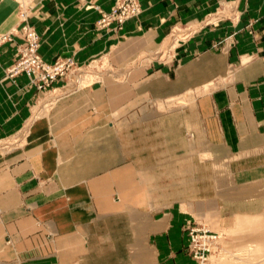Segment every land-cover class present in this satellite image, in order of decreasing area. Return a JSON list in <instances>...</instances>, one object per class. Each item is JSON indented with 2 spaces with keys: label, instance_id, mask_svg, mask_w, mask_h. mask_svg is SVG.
Instances as JSON below:
<instances>
[{
  "label": "crops",
  "instance_id": "obj_1",
  "mask_svg": "<svg viewBox=\"0 0 264 264\" xmlns=\"http://www.w3.org/2000/svg\"><path fill=\"white\" fill-rule=\"evenodd\" d=\"M114 1L30 0L44 60L84 64L111 51L125 76L106 75L40 115L46 93L24 74L4 77L19 39L0 48V140L26 129L24 143L0 156V264H197L185 248L187 221L256 213L245 189L264 186V0H239V19L192 35L178 64L127 70L220 0H140L141 13L121 29L98 28L99 10ZM18 2L0 0V33L16 25ZM228 35L226 53L213 47ZM204 87L167 114L115 115L145 96L171 103ZM214 163L232 177L231 213L210 199Z\"/></svg>",
  "mask_w": 264,
  "mask_h": 264
},
{
  "label": "rangeland",
  "instance_id": "obj_2",
  "mask_svg": "<svg viewBox=\"0 0 264 264\" xmlns=\"http://www.w3.org/2000/svg\"><path fill=\"white\" fill-rule=\"evenodd\" d=\"M29 3L30 0H19L17 23L9 31L0 33V48L5 43L13 42L15 37L19 39L15 54L11 62L5 67L4 77L13 78L18 74H24L32 86L38 91L46 93V98L39 107L35 108L34 115H40L49 109L57 98L93 83L101 82L106 75L111 74L114 79L118 80L125 77L117 74L116 67L118 65L112 60L111 51L98 55L84 64H79L73 55H59L52 61L44 60L39 52L40 35L30 23L31 11ZM86 5L88 7L92 6L91 3ZM238 5L239 0H220L217 7L213 11L206 13L199 21L176 25L158 46L150 51L139 53L124 65V70L133 66H151L154 63H160L161 65L178 64L179 56L176 53L192 35L206 27L215 26L223 20H238L241 15V11L237 9ZM101 11L99 10L100 17L96 21V26L104 28L114 25L115 29L119 30L126 20L135 18L141 13V5L139 12L126 19L121 25L113 22L107 26L100 27L98 22L101 18ZM232 45V36L228 35L214 43L213 47L226 53ZM18 67L21 70H16ZM230 71L231 69H229ZM58 80H61V83L54 87V83ZM212 83L216 84L217 80ZM205 88L172 97L171 103L178 105L177 107H169L171 104L170 98L165 100L164 98L153 99L145 96L140 101H135L115 115L136 117L140 116V113H146V115L150 116L167 114L174 109H181L184 105H190L194 102L196 94ZM128 120L131 122L132 119L129 118ZM21 133L12 139L0 140L1 157L7 154L14 146L24 143L26 129L22 130ZM234 190L236 189L233 186L230 173L223 169L221 165L215 163L210 165L209 196L210 199H215L216 197L224 199L222 212L231 213L235 211L237 206L232 202ZM245 190L254 193L250 195L252 198L250 200L251 206L253 205L256 208L254 215H209L205 222L193 220L187 221L184 225V230L188 235V242L185 247L186 252L197 264H264V186ZM183 191L184 189H182ZM193 225L204 226L216 235L215 240L208 245V250L203 251L205 253L203 260L195 257L193 252L189 250V228ZM201 246L202 244L200 243V249H202Z\"/></svg>",
  "mask_w": 264,
  "mask_h": 264
},
{
  "label": "built area",
  "instance_id": "obj_3",
  "mask_svg": "<svg viewBox=\"0 0 264 264\" xmlns=\"http://www.w3.org/2000/svg\"><path fill=\"white\" fill-rule=\"evenodd\" d=\"M139 10V0H115V3L108 12L101 11L102 14L98 24L100 27L107 26L113 22L121 25L126 19L137 14ZM16 70L21 69L18 67ZM189 236V250L193 252L195 257L203 260L205 257L203 251L208 250V245L215 240V233L210 232L204 226L193 225L189 228ZM200 243L202 244V249L199 247Z\"/></svg>",
  "mask_w": 264,
  "mask_h": 264
}]
</instances>
